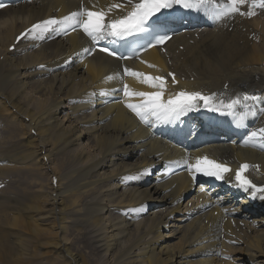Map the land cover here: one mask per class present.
<instances>
[{"label":"bare ground","instance_id":"bare-ground-1","mask_svg":"<svg viewBox=\"0 0 264 264\" xmlns=\"http://www.w3.org/2000/svg\"><path fill=\"white\" fill-rule=\"evenodd\" d=\"M135 1L19 0L0 10V178L10 177L8 188L0 190L2 258L8 264H18L35 258L49 261L56 254L54 257L68 259L69 264H87L83 254L70 246L77 241L73 233L81 232L86 223L91 231L79 238H90L96 251L104 252L107 260L102 264H220L221 257L214 258L220 249L211 248L215 240L208 243L205 236L219 230L224 214L240 217L244 212L258 219L260 228H250L251 233L245 229L243 244L230 245L221 253L230 257L223 263L264 264V217L257 214L259 209L264 212V202L256 210L250 208L247 200L232 190L230 175L210 177L200 192L184 168L185 162L205 156L237 165L245 160L259 162L264 172V150L252 151L248 145L251 140L264 147V132L260 131L264 129V9H253L256 15L251 17L224 15L219 22H212L206 6L196 10L205 23L198 38L190 33L171 40L166 46L169 58H163L155 48L146 54L147 70L165 73L170 63L180 76L188 80L193 76L186 83L189 87L215 90L213 103L220 110L224 108L219 106V98L229 90L230 95L244 90L262 94L252 107L257 110L252 114L256 125L247 127V132L256 131L257 136H233L226 144L214 139L218 127L204 128L207 135L199 138L195 130L190 134L195 140L189 137L185 142L183 136L174 142L162 136L160 126L142 124L126 110L127 103H140V97H124L122 102L107 105L88 103L86 99L95 90L117 86L110 84L107 74L118 71L120 63L98 52L85 56L87 39L79 32L25 38L15 50L8 51L15 34L34 21L59 19L82 6L103 11L105 19H115L127 13ZM179 45L181 51L177 50ZM62 62L67 64L64 69H52ZM39 64L45 67L39 69ZM126 80L130 91L153 89L143 82L142 75H129ZM226 81L229 90L222 89ZM1 120L16 127L19 135L8 139ZM188 123L194 128L201 126L193 113ZM84 140L90 141L79 142ZM44 158L47 163L41 162ZM10 161L17 162L5 165ZM50 162L52 176L57 179L43 207L46 195L38 176L42 167L46 171L50 168ZM68 162L70 168L76 167L65 178L57 170ZM213 181L218 184L210 190ZM10 183L22 196L7 195V191L15 193ZM224 187H229V197L219 199ZM145 200L155 209L144 210ZM217 201L229 204L219 207ZM206 202L211 206L202 213ZM238 202L241 207L236 206ZM243 207L251 211L245 212ZM214 209L220 215L207 230L201 221ZM227 224L224 226L233 229ZM177 239V244H166ZM45 246L52 249L36 250ZM195 249L199 252L191 257ZM231 251L244 254L235 259Z\"/></svg>","mask_w":264,"mask_h":264},{"label":"snow or ice","instance_id":"snow-or-ice-1","mask_svg":"<svg viewBox=\"0 0 264 264\" xmlns=\"http://www.w3.org/2000/svg\"><path fill=\"white\" fill-rule=\"evenodd\" d=\"M131 2V0H129ZM214 0H140L139 3L132 5V10L119 19H112L105 23V13L103 11H92L87 8L81 7L78 11L71 12L70 14L59 18H49L33 24L25 32L21 33L17 37V41L26 37L32 36L33 38H44L43 34L56 31H62L65 34L69 28L82 29L84 34L90 37L93 41L104 38L105 35L113 37H126L133 33L145 32V25L149 22L155 23L159 21V17L166 12V10L173 9L179 6L183 9H195L200 10L208 5H213ZM248 5L247 12H241L240 6ZM0 4V7H3ZM218 10V15H228L232 13H240L248 17L256 15L253 10L256 7L264 8V0H227V3H218L214 5ZM119 7V5H114ZM169 37L165 35L158 36L156 38V44H163ZM152 46V45H150ZM87 51V50H86ZM101 51L108 52L109 55H115V53L108 49H101ZM40 67H44L41 65ZM126 75H132L139 77L143 74L137 72H131L125 69ZM172 76V83L175 84V75L169 73ZM145 83H148L152 88L160 89L155 92H137L130 91L127 84L124 85L123 93L125 97L136 96L141 98L140 103H127L126 107L135 113L139 119L145 123L149 122L148 118L154 117L157 121L172 122L179 117L185 115L187 112L196 109L201 103L208 111H219V107L211 106L214 100V96H206L200 92H188L179 91L173 96H170L167 100H162L163 89L166 82L161 77L144 76ZM105 93L102 91L101 95ZM256 97L245 94L243 96L244 101L254 100ZM240 103L239 98L233 100L231 103L224 105L228 109H233L236 104ZM227 114V113H223ZM264 132V129L260 130ZM251 137H256L257 132L250 133ZM189 170H195L201 172L205 176H212L217 179H221L223 173L228 172L229 169L213 160H209L207 157L197 158L194 163L188 164L185 162ZM249 167L247 164H242L236 172V181L240 187L245 190L253 189V195L256 191L264 192V188H257L252 184L242 173ZM146 174V173H145ZM264 198V197H262Z\"/></svg>","mask_w":264,"mask_h":264},{"label":"rangeland","instance_id":"rangeland-1","mask_svg":"<svg viewBox=\"0 0 264 264\" xmlns=\"http://www.w3.org/2000/svg\"><path fill=\"white\" fill-rule=\"evenodd\" d=\"M1 55H3V53L2 52H0V57H1ZM14 56V55H13ZM8 94H10V90L8 89ZM4 121V120H3ZM3 121L1 120V125H5V127H7L8 128V130H7V128H5V127H3V134L4 135H6V137L8 138V139H10V140H13L14 139V137L16 136H18L19 135V132H18V130H16V127H14L13 125H12V127H11V124H10V126H9V124H7L5 121V123H3ZM11 127V128H10ZM10 131V132H8L7 133V131ZM12 129V130H11ZM16 130V131H15ZM1 131V130H0ZM31 132H33V134L35 133L34 132V130H32ZM2 132H0V134H1ZM10 133V134H9ZM35 135V134H34ZM86 141H90V140H84V141H79V142H86ZM75 143H77V141L75 142ZM75 143L74 144H71L70 146H68L69 148H71V147H74L73 145H75ZM90 145H93V143L91 142V144ZM44 151H42V153H43ZM94 152H96V150L94 151ZM38 158H39V155H38ZM15 162H17V161H15ZM14 161H10V164H5V165H11V164H13V163H15ZM40 162V161H39ZM41 162H43V161H41ZM43 163H47V161H45V162H43ZM51 164V165H50ZM53 162H50L49 163V166H50V168L46 171V169H44L43 167L41 168V176H38L39 177V179H38V182L39 183H41L42 184V186H43V190L45 191V195H46V197L44 198V200H43V202H42V206L43 207H45V205L49 202V198H50V196H51V193L53 192V183H52V178H53V176H52V171H50V169L51 168H53ZM70 164H69V162L68 163H65V164H63L62 165V167L60 166V168L57 170V172H59V173H63V175L65 176V178H67L68 177V175L70 174V171L71 172H73L74 170H75V167H76V165H74V166H72L71 168H70V166H69ZM64 166V167H63ZM69 167V168H68ZM50 171V172H49ZM62 171V172H61ZM67 171V172H66ZM147 170H145V171H143V173H145ZM43 173V174H42ZM58 173V174H59ZM67 173V174H66ZM58 174H57V176H58ZM24 176H26L27 174L26 173H24L23 174ZM22 175V176H23ZM22 176H20V177H22ZM43 176V177H42ZM28 177V176H27ZM59 177V176H58ZM74 179H77V178H74ZM9 180H10V177L9 178H5V179H1L0 178V190H4V189H7L8 188V186H9V184H8V182H9ZM63 180H64V178H63ZM66 180V179H65ZM68 180V179H67ZM11 184V183H10ZM15 185H13V184H11V189L12 190H14L15 191V193H12V192H10V191H7V195L8 196H13V195H16V194H18V195H21V194H19L18 192L19 191H17V189H15ZM54 195V194H53ZM22 196V195H21ZM0 198H1V194H0ZM152 208V206L150 205V207H149V209H151ZM9 213H10V211H9ZM89 231H91V226L89 225V224H86V223H83L82 224V227H81V232L80 231H78V232H74L73 233V235L74 236H76L77 237V241H74L73 243H71L70 244V246H71V248H73V249H76L79 253H82L83 254V256H84V259H85V261H86V263L87 264H102V263H104L106 260H107V258H106V256H105V254H104V252H97L96 251V249L94 248V245H93V243H91V239L90 238H88L90 235H87L86 236V238H88V239H86V240H83L82 238H83V235H81L82 233L85 235L86 233H88ZM161 231H162V229H161ZM163 233H164V231H162ZM79 236H81L82 238H79ZM175 238H176V236H174ZM246 238H247V235L245 236V238H244V242H245V240H246ZM174 239V238H173ZM175 241H177L178 242V239L177 240H173V241H171V242H169L168 240H167V243L166 244H169V243H173V244H177V242H175ZM52 248L50 247V246H45V247H39V248H37L36 250H38V251H43V250H51ZM199 252V250L198 249H195V251H191V257H193V256H195V254H197ZM235 251H231L230 252V254H233L232 256H234L235 257V259L237 258V256H238V254H244L243 252H235ZM2 253H3V245L2 244H0V264H8V262H6L3 258H2ZM54 255H56V254H54ZM54 255L52 256V257H50V260L49 261H47L48 259H39V258H35V259H32V260H28V261H24V262H22V263H18V264H69L68 263V259H65V258H61V257H54ZM224 256H225V258H226V261H227V257L229 256L228 254H224ZM228 258H230V257H228ZM223 261V258H221V259H219V262L218 263H220L221 264V262ZM225 261V260H224ZM238 262H240V261H238ZM106 264H108V263H106ZM224 264V263H223ZM236 264H239V263H236Z\"/></svg>","mask_w":264,"mask_h":264}]
</instances>
